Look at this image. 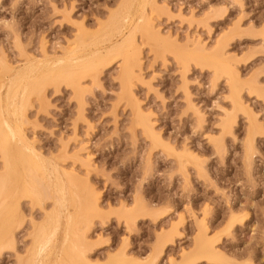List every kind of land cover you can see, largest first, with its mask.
Masks as SVG:
<instances>
[{"label":"rangeland","instance_id":"1","mask_svg":"<svg viewBox=\"0 0 264 264\" xmlns=\"http://www.w3.org/2000/svg\"><path fill=\"white\" fill-rule=\"evenodd\" d=\"M131 1L0 0V264H264V0Z\"/></svg>","mask_w":264,"mask_h":264},{"label":"bare ground","instance_id":"2","mask_svg":"<svg viewBox=\"0 0 264 264\" xmlns=\"http://www.w3.org/2000/svg\"><path fill=\"white\" fill-rule=\"evenodd\" d=\"M130 1H131V0H129V3H130ZM135 1L137 2V0H135ZM140 1H142V0H140ZM131 2H133V1H131ZM137 4H139V3H137ZM129 5H130V4H129ZM140 5H141V4H140ZM142 6H143V4H142ZM121 7H122V6H121ZM125 7H126V5H125ZM127 7H128V5H127ZM123 8H124V7H123ZM141 9H142V8H141ZM143 9H144V8H143ZM119 11H120V10H119ZM123 11H124V10H123ZM134 11H135V10H134ZM136 11H137V10H136ZM124 12H125V11H124ZM138 12H139V11H138ZM140 12H141V10H140ZM135 13H137V12H135ZM134 15H136V14H134ZM125 16H127V15H125ZM121 17H122V14H121ZM133 17H134V16H133ZM140 18L143 19V17H141V16H140ZM144 19H146V18H144ZM144 19H143V21H140V22L143 23V22L145 21ZM131 20H132V19H131ZM113 21H114V20H112V22H113ZM112 22H111V23H112ZM130 22H131V21H130ZM143 24H146V23H143ZM129 25H130V24H129ZM127 26H128V25H127ZM139 26H140V24H139ZM143 26H144V25H143ZM143 26H142V27H143ZM106 27H107V26H106ZM132 27L134 28L133 24H132ZM135 27H136V25H135ZM115 28H116V27H115ZM115 28H114V29H115ZM118 28H119V27H118ZM125 28H126V27H125ZM133 28H131V29H133ZM145 28H146V26H145ZM123 29H124V28H123ZM135 29H136V28H135ZM140 29H142V28H140ZM143 29H144V28H143ZM102 30H103V29H102ZM116 30H117V29H115V31H116ZM136 30H137V29H136ZM136 30H135V31H136ZM129 31H130V33H131L132 30H129ZM137 31H138V30H137ZM139 31H140V30H139ZM142 31H143V30H142ZM102 32H103V31H102ZM113 32H114V31H113ZM121 32H122V31H121ZM111 33H112V32H111ZM122 33H123V32H122ZM130 33H129V34H130ZM157 33H158V32H157ZM124 34H125V33H124ZM127 34H128V33H127ZM134 34H135V33H134ZM143 34H145V33H143ZM105 35H106V34H105ZM105 35H104V36H105ZM107 35H109V33H108ZM119 35H120V34H119ZM132 35H133V34H132ZM147 35H148V34H147ZM111 36H112V35H111ZM102 37H103V36H102ZM128 37H129V35L126 37V38L128 39L127 41H129V38H128ZM131 37H132V36L130 35V38H131ZM100 38H101V37H100ZM109 38H110V37H109ZM126 38H125V36H124V38L121 37L120 39L122 40V39H126ZM133 38H134V37H133ZM131 40H132V39H131ZM122 41H123V40H122ZM122 41H121V42H122ZM83 42H84V41H83ZM114 42H115V41H114ZM125 42H126V40H125ZM125 42H124V43H125ZM115 43H116V42H115ZM119 43H120V42H119ZM119 43H118V44H119ZM122 44H123V43H122ZM125 44H126V43H125ZM125 44L123 45L124 47H125ZM84 45H85V44H84ZM84 45H83V46H84ZM116 45H117V44H116ZM78 46H79V45H78ZM80 46H81V45H80ZM219 46H220V45H219ZM86 47H87V46H86ZM86 47H79V49H78V47H77V50L75 49L76 51H74V50H72V52L70 51V52H71V53H69L70 55H68V54L65 55V57H64L63 59H66V60H67V58H69L70 56H71L70 58H73V56H74V57H77V56H78L77 58H78V59L80 58L79 60L76 58V59L78 60V62H79V61L82 62V63L84 62V64L89 65V66H91V64L95 61V59H96V61H97V59H99V60L102 59V58H96L95 55H94V57H93V59L95 58L94 61H93V60H90V59H92V56H91V58H90V56L88 55V54L90 53V50H89V53H87V52L85 51V48H86ZM115 47H116V46H114V49H115ZM220 47H221V46H220ZM220 47H219V48H220ZM108 48H109V47H108ZM110 48H111V47H110ZM117 48H118V45H117ZM119 48H121V45L119 46ZM119 48H118V49H119ZM217 48H218V47H217ZM112 49H113V48H112ZM114 49L112 50V51H114L113 53H115V50H114ZM123 49H124V48H123ZM95 50H96V49H95ZM73 51H74V52H73ZM96 51H98V50H96ZM96 51H93L94 54H95ZM110 51H111V50H110ZM118 51H119V50H118ZM118 51H117V52H118ZM124 51H126V50H124ZM127 51H128V50H127ZM221 51H222V49H221ZM117 52H116V53H117ZM135 52H136V51H135ZM135 52H134V53H135ZM67 53H68V52H67ZM92 54H93V53H92ZM97 54H98V53H97ZM118 54H119V52H118ZM122 54H123V51H122ZM122 54H121V55H122ZM124 54H127V53H124ZM128 54H130V53H128ZM218 54H219V53H218ZM222 54H223V53H222ZM103 55H104V54H103ZM103 55H102V56H103ZM121 55H119V56H121ZM131 55H132V54H131ZM66 56H69V57H66ZM102 56H101V57H102ZM117 56H118V55H117ZM98 57H100V56L98 55ZM45 58H46V57H45ZM70 58H69V59H70ZM103 58H104V57H103ZM125 58H126V57H125ZM63 59H62V60L58 59V60H59V62H60V61H63V63L66 64V62H64L65 60H63ZM123 59H124V58H123ZM126 59H127V58H126ZM73 60H74V59H73ZM99 60H98V64L100 63ZM218 60H219V59H218ZM220 60H222V59H220ZM92 61H93V62H92ZM101 61H103V60H101ZM225 61H227V60H225ZM225 61H224V60L221 61V62L218 61V64H219V63H222L223 69H224L225 71H228L229 73H231L233 68L230 70V67H231V66L229 67V66L227 65V62H225ZM57 62H58V61H57ZM57 62H56V63H57ZM59 62H58L59 66H60L61 64L63 65L62 62H61V64H60ZM67 62H68V61H67ZM71 62H72V61L70 60L69 63L71 64ZM78 62H77V63H78ZM126 62H127V61H126ZM216 62H217V61H215V63H216ZM56 63H54V65H53L54 68H55ZM75 63H76V62H75ZM82 63H80V64H82ZM96 63H97V62H96ZM96 63H95V64H96ZM127 63H128V62H127ZM228 63H229V62H228ZM58 64L56 65L57 67H58ZM73 64H74V62H73ZM84 64H82V65H84ZM95 64H93V65L95 66ZM51 65H52V64H51ZM67 65H69V64H67ZM71 65H72V64H71ZM77 65H78V64H77ZM47 66H48V65H47ZM89 66H88V67H89ZM94 66H93V67H94ZM98 66H99V65H98ZM98 66H97V67H98ZM49 67L51 68V66H49ZM53 67H52V68H53ZM74 67H75V66H74ZM76 67H78V66H76ZM85 67H86V66H84V67L81 66V68H85ZM88 67H87V68H88ZM35 68H36V67H34V69H35ZM40 68H42V67H40ZM58 68H60V67H58ZM64 68H65V66H64ZM68 68L70 69V65H69V67H67V69H68ZM72 68H73V66H72ZM90 68H91V67H90ZM90 68H88V69H90ZM214 68H215V67H214ZM20 69H21V68H20ZM20 69H19V70H20ZM34 69H33L32 71H35ZM37 69H38V71H39V67H38ZM42 69H44V68H42ZM45 69H46V68H45ZM85 69H86V68H85ZM19 70H17L16 72H19V73H20ZM22 70H23V69H21V71H22ZM29 70H31V69H29ZM46 70H47V69H46ZM48 70H49V69H48ZM79 70H80V68H79ZM82 70H83V69H82ZM125 70H126V69H125ZM216 70H217V69H216ZM38 71H37V72H38ZM51 71H52V70H51ZM56 71H59V70L56 69ZM62 71H63V70H62ZM71 71L73 72V70H71ZM74 71H75V70H74ZM84 71H85V70H84ZM88 71H89V70H88ZM217 71H218V70H217ZM225 71H224V72H225ZM22 72H23V71H22ZM27 72H28V71H27ZM37 72H36V73H37ZM39 72H40V71H39ZM39 72H38V74H39ZM41 72H42V71H41ZM53 72H54V71H53ZM59 72H60V71H59ZM59 72H58V73H59ZM66 72H67V71H66ZM69 72H70V70H69ZM69 72H68V73H69ZM124 72H125V71H124ZM19 73H18V74H19ZM28 73H29V72H28ZM44 73L46 74L44 77H46V76H47V73L43 71V74H44ZM48 73H49V72H48ZM54 73H55V72H54ZM75 73H76V72H75ZM80 73H81V72H80ZM83 73H85V72H83ZM12 74H13V73H12ZM15 74H17V73H15ZM18 74H17V75H14V76L20 78V75L18 76ZM32 74H33V73H32ZM56 74H57V73H56ZM59 74H60V73H59ZM63 74H64V73H63ZM69 74H70V73H69ZM24 75H25V74H24ZM24 75H23V76H24ZM52 75H53V74H52ZM76 75H77V74H76ZM231 75H232V74H231ZM21 76H22V74H21ZM23 76H22V77H23ZM26 76H27V75H26ZM40 76H42V74H41ZM53 76H55V75H53ZM57 76H58V75H57ZM60 76H61V75H60ZM73 76H75V75H73ZM129 76H130V74H129ZM35 77H36V76H35ZM44 77H39V76H38V78H39L40 80H39V79H37V80H39V82H40V81L42 82V79H44V80L46 79V78H44ZM12 78H14V77L12 76ZM12 78H11V79H12ZM29 78H30V77H29ZM29 78H28V79H29ZM41 78H42V79H41ZM54 78H55V77H54ZM58 78H59V77H58ZM58 78H57V80H58ZM73 78H74V77H73ZM73 78H72V79H73ZM128 78H129V77H128ZM9 79H10V78H9ZM23 79H24V78H23ZM23 79H22V80L20 79V81H23ZM25 79H26V78H25ZM32 79H34V78H32ZM32 79H30V82H31ZM48 79H49V77H47V80H48ZM50 79L52 80L53 77L50 78ZM50 79H49V80H50ZM123 79H124V78H123ZM15 80H16V79H15ZM18 80H19V79H18ZM18 80H17V82H18ZM26 80H27V79H26ZM34 80H35V79H34ZM34 80H32V81H34ZM44 80H43V81H44ZM47 80H46V81H47ZM51 80H50V82H51ZM62 81H63V80H62ZM37 82H38V81H36V82L34 81L33 83L36 84ZM47 82H48V81H47ZM76 82H77V81H76ZM9 83H12V85H14L13 81H11V82H9ZM19 83H21V82H18V85H19L18 87H20V89H21L22 86H21V84H19ZM24 83H25V82H24ZM27 83H28V82H26V84H27ZM66 83H67V82H66ZM123 83H124V82H123ZM22 84H23V83H22ZM30 84H32V82H31ZM34 84H33V85H34ZM16 85H17V84H16ZM23 85H24V84H23ZM28 85H29V84H28ZM28 85H27V86H28ZM33 85H29V87L32 88ZM43 85H44V82H43V84L40 85V86H39V84H37L38 87H42ZM46 85H47V84H46ZM9 86H11V84H10ZM27 86H25L26 88L24 87L25 89H24V91H22V93H24L25 90L28 88ZM34 86H35V85H34ZM74 86H75V85H74ZM231 86H232V85H231ZM5 88L7 89L8 87L6 86ZM9 88H10V87H9ZM16 88H17V87H16ZM231 88H232V87H231ZM233 88H234V87H233ZM13 89H14V88H13ZM28 89H29V88H28ZM28 89H27L26 91H30V90H28ZM2 90H3V89H2ZM11 90H12V89H11ZM14 90H15V89H14ZM14 90H12L11 92H13ZM21 90H23V89H21ZM32 91H33V89H32ZM34 91H35V88H34ZM34 91H33V92H34ZM5 92H6V91H5ZM5 92H4V93H5ZM11 92H10L9 94H11ZM15 92L17 93V91H15ZM33 92H31V93L29 92V93L32 94ZM233 92H234V89H233ZM6 93H7V92H6ZM20 93H21V92H20ZM25 93L27 94L28 92H25ZM127 94H128V92H127ZM129 94H130V93H129ZM4 95H5V94H4ZM4 95H3V98H5ZM15 95H16V94H15ZM17 95H18V94H17ZM21 95H22V94H21ZM24 95H25V94H24ZM24 95H22V97H23ZM28 95H29V94H27V96H28ZM237 95H238V94H237ZM237 95H235V96L237 97ZM8 96L10 97V95H7L6 97H8ZM25 96H26V95H25ZM233 96H234V95H233ZM19 97H20V96H19ZM19 97H18V99H19ZM22 97H21V98H22ZM236 97H235V100H236V101H239L238 98L236 99ZM21 98H20V99H21ZM24 98L26 99V97H24ZM28 98H29V96H28ZM8 99H9V98H8ZM10 99H11V98H10ZM16 99H17V97H16ZM25 99H24V102H25ZM5 100H6V99H5ZM22 100H23V99H22ZM22 100H21L20 104L22 103ZM1 101H2V100H1ZM1 101H0V102H1ZM8 101H9V100H8ZM26 101H28V100H26ZM24 102H23V103H24ZM7 103H8V102H7ZM12 103H13V102H12ZM236 103H237V102H236ZM236 103H235V104H236ZM1 104H2V103H1ZM3 104H4V103H3ZM15 104H16V102H15ZM15 104H14V105H15ZM25 104H26V103H25ZM238 104L241 105V103H238ZM238 104H237V106H238ZM8 105H9V104H8ZM3 106H4V105H3ZM16 106H17V105H16ZM241 106H242V105H241ZM15 108H16V107H15ZM15 108H14V109H15ZM4 109H5V108H4ZM6 110H7V109H6ZM11 110H13V109H11ZM15 111H16V110H15ZM12 112H13V111H12ZM14 113H15V112H14ZM11 114H13V113H11ZM15 114H16V113H15ZM6 120L8 121V119H6ZM4 121H5V119H4ZM7 121H6V122H7ZM146 121H147V120H146ZM228 121H230V119H229ZM231 121H232V120H231ZM4 123H5V122H4ZM4 123H3V125H5ZM143 123H144V122H143ZM10 124H11V123H10ZM10 124H9V126H10ZM146 124H147V123H146ZM3 125H2V126H3ZM6 125H7V124H6ZM6 125H5V127H6ZM11 125H12V124H11ZM13 125H14V124H13ZM143 125H145V124H143ZM143 125H142V126H143ZM147 125H148V124H147ZM150 126H151V125H150ZM230 126H231V125H230ZM14 127H15V126H14ZM19 127H20V126H19ZM6 128H7V130H8V126H7ZM6 128H3V129L5 130ZM144 128H145V126H144ZM147 128H148V127H147ZM147 128H145V129H147ZM224 128H225V127H224ZM227 128H228V127H227ZM227 128H226V129H227ZM13 129H14V131H15L17 134H19L18 136H20V135L22 134L21 131H20V128L15 127V128H13ZM231 129H232V128H231ZM1 130H2V129H1ZM148 130H149V129H148ZM228 130H229V129H228ZM150 131H152V130H149V132H150ZM226 131H227V130H226ZM0 132H1V131H0ZM5 132H6V131H5ZM224 132H225V131H223V133H224ZM227 132H228V131H227ZM9 133H11L10 130H9ZM228 133H229V132H228ZM0 134H1V133H0ZM150 134H151V133H150ZM152 134H153V133H152ZM4 136H5V135H4ZM12 137H13V136H12ZM0 138H1V137H0ZM3 139L5 140V138H3ZM6 139H7V138H6ZM8 139H9V137H8ZM19 139H20V137H19ZM21 139H22V136H21ZM4 140H3V141H4ZM23 140H24V138H23ZM23 140H22V142H23ZM10 141H12V140H10ZM7 142H8V141H7ZM11 143H12V142H11ZM24 143L27 145V147L30 146V144L27 143L25 140H24ZM1 144H2V142H1ZM15 144H16V143H15ZM25 144H24V145H25ZM7 145H8V144H7ZM26 145H25V146H26ZM4 146H5V145H4ZM14 146H15V145H14ZM1 147H2V146H1ZM1 147H0V148H1ZM12 147H13V146H11V148H12ZM17 147H18V146H17ZM31 147H32V146H31ZM31 147H30V148H31ZM9 148H10V147H9ZM22 148H23V147H22ZM28 148H29V147H28ZM1 149H2V148H1ZM5 149H6V148H5ZM17 149H19V148H17ZM17 149H16V150L13 149V150L18 151ZM31 149H32V148H31ZM6 150H8V149H6ZM23 150H24V149H22V151H23ZM20 151H21V150H20ZM20 151H19L18 153H20ZM9 152H12V151H9ZM24 152H25V150H24ZM34 152H35V151H34ZM2 153H3V152H2ZM18 153L15 152L14 154H12V153H11V154H12V155H15V154L18 155ZM21 154H22V152H21ZM21 154H20V155H21ZM26 154H27V156L30 155V153H29V154H28V153H25V155H26ZM31 154H32V153H31ZM8 155H10V154H8ZM8 155H7V156H8ZM25 155H24V156H25ZM36 155H37V154H36ZM39 155H40V154H39ZM30 156L32 157V155H30ZM9 157H11V156H9ZM18 157H19V160H20V157H23V154H22L21 156L18 155ZM18 157H17V161H19V160H18ZM34 157H35V156H34ZM38 157H39V156H38ZM40 157H41V156H40ZM40 157H39V158H40ZM7 158H8V157H7ZM14 158H15V157H14ZM23 158H24V157H23ZM25 158H26V157H25ZM4 159H5V158H4ZM27 159H29V158L27 157ZM27 159H26V160H27ZM7 160H10V158L7 159ZM33 160L37 162L38 160H42V159H38V160H37V156H36V159H32L31 161H33ZM10 161H11V160H10ZM12 161H13V160H12ZM15 161H16V159H15ZM15 161H14V162H15ZM24 161H25V159L23 160V163H24ZM27 161H29V160H27ZM43 161H44V159H43ZM43 161H42V162H43ZM5 163H6V162H5ZM18 163H20V162H18ZM26 163L29 164V162H26ZM44 163H46V162L44 161ZM9 164L11 165V164H13V162H10ZM15 164H17V163H15ZM15 164H14V165H15ZM24 164H25V163H24ZM31 164H32V163H31ZM33 164H34V162H33ZM40 164H41V163H40ZM46 164H47V163H46ZM7 165H8V164H7ZM20 165H21V164H20ZM35 165H37V164L35 163ZM35 165H32V166L34 167ZM5 166H6V164H5ZM8 166H9V165H8ZM15 166H16V165H15ZM22 166H23V164H22ZM22 166H21V167H22ZM29 166H30V164H29ZM47 166H48V165H47ZM11 167H12V166H11ZM18 167H20V166H18ZM18 167H17V171H18ZM21 167H20V168H21ZM24 167H25V166H24ZM26 167L28 168V166H26ZM40 167H41V165H40ZM42 167H43V166H42ZM44 167H45V166H44ZM52 167H53V166H52ZM52 167H51V168H52ZM5 168H6V167H5ZM31 168H32V167H31ZM34 168H35V167H34ZM34 168H33V169H34ZM37 168H38V166H37ZM54 168H55V167H54ZM9 169H10V167H9ZM22 169H23V168H21L20 170H22ZM44 169H45V168H44ZM46 169H47V168H46ZM46 169H45V170H46ZM55 169H56V168H55ZM55 169H53V172H56ZM14 170H15V171H14ZM14 170H13V171H14L15 173H13V174H16V169H15V167H14ZM20 170H19V171H20ZM41 170H42V169H41ZM51 170H52V169H51ZM11 171H12V170H11ZM22 171H23V170H22ZM22 171H21V172H22ZM28 171H29V168H28ZM28 171H27V169L25 170V172H28ZM35 171H36V170H35ZM37 171H38V170H37ZM41 172H42V171H41ZM45 172H46V171H45ZM51 172H52V171H51ZM5 173H6V172H5ZM8 173H9V172H8ZM18 173H20V172H18ZM28 173H29V172H28ZM43 173H44V172H43ZM13 174H12V175H13ZM22 174H23V173H22ZM30 174H31V173H30ZM38 174H39V173H38ZM41 174H42V173H41ZM54 174H55V173H54ZM64 174H65V173H64ZM25 175H26V174H25ZM42 175H44V174H42ZM13 176H14V175H13ZM13 176H12V177H13ZM20 176H22V175L20 174ZM20 176H19V177H20ZM30 176H31V175H30ZM38 176H39V175H38ZM40 176H41V175H40ZM45 176H47V174H46ZM45 176H44V177H45ZM53 176H54V175H53ZM56 176H57V174H56ZM8 177H9V176H8ZM17 177H18V176H16L15 178H17ZM23 177H24V176H23ZM41 177H42V176H41ZM44 177H42V178H44ZM68 177H69V176H68ZM15 178H14V179H15ZM56 178H57V177H56ZM35 179H36V178H35ZM54 179H55V177H54ZM57 179H58V178H57ZM57 179H55V181H56ZM1 180H3V179H1ZM7 180H8V179H7ZM12 180H13V179H12ZM15 180H16V179H15ZM18 180H20V178H18ZM26 180H27V179H26ZM26 180H24V178H23V181H26ZM44 180H45V179H44ZM52 180H53V179H51V181H52ZM59 180H60V178H59ZM61 180H62V178H61ZM28 181L30 182V180H28ZM46 181H47V180H46ZM13 182H14L15 184H16V183L18 184L17 181H16V182L13 181ZM13 182H12V183H13ZM19 182H20V181H19ZM26 182H27V181H26ZM31 182H32V181H31ZM35 182H36V181H35ZM48 182H49V181H48ZM24 183H25V182H24ZM50 183H51V182H50ZM54 183H55V182H54ZM61 183H62V185H63V181H62ZM70 183H71V182H70ZM6 184H8V183H6ZM25 184H26V183H25ZM48 184H49V183H47V185H48ZM72 184H73V183H72ZM10 185H12V184H10ZM19 185H20V184H19ZM23 185H24V184H23ZM29 185H31V183H30ZM32 185H33V184H32ZM40 185H41V184H40ZM43 185H44V184H43ZM24 186H25V185H24ZM54 186H55V185H54ZM54 186H53V187H54ZM56 186H57V185H56ZM58 186H59V185H58ZM60 186H61V185H60ZM5 187H6V186H5ZM12 187H13V186H12ZM19 187H22V186H19ZM33 187H34V186H33ZM42 187H43V186H42ZM9 188H10V187H9ZM13 188H14V187H13ZM13 188H11V190H12ZM26 188H27V187H26ZM31 188H32V187H31ZM50 188H51V186L49 187V189H50ZM54 188H55V187H54ZM59 188H60V187H59ZM63 188H64V187H63ZM2 189H3V188H2ZM4 189H5V188H4ZM17 189H18V188H17ZM20 189H21V188H20ZM32 189H34V188H32ZM32 189H31V192L34 191V190L32 191ZM42 189H43V188H42ZM47 189H48V188H47ZM57 189H58V188H57ZM61 189H62V188H61ZM0 190H1V189H0ZM8 190H9V189H8ZM8 190H7V192H8ZM11 190H10V191H11ZM13 190H14V189H13ZM13 190H12V191H13ZM22 190H23V189H22ZM27 190H28V189H27ZM37 190H38V189H37ZM37 190H36V191H37ZM52 190H53V189H52ZM20 191H21V190H20ZM28 191H29V190H28ZM28 191H27V192H28ZM36 191H35V192H36ZM45 191H46V190H45ZM53 191H54V190H53ZM58 191H59V190H57V193H58ZM64 191H65V190H64ZM68 191H69V189H68ZM4 192H5V191H4ZM22 192H23V191H22ZM22 192H20L21 194L18 192V193L20 194V196L23 195ZM35 192H33V194H34ZM48 192H49V191H48ZM50 192H51V191H50ZM62 192H63V190H62ZM65 192H66V191H65ZM9 193H10V192H9ZM29 193H30V192H29ZM37 193H38V192H37ZM52 193H53V192H52ZM55 193H56V192H55ZM55 193H54V194H55ZM57 193H56V194H57ZM60 193H61V191H60ZM63 193H64V192H63ZM10 195H11V194H10ZM31 195H32V193H31ZM34 195H35V196H34ZM34 195H32L34 198H37V196H39L38 194H37V196H36V193H35ZM42 195H43V194H42ZM63 195H64V194H63ZM63 195H62V196H63ZM4 196H5V195H4ZM6 196H7V194H6ZM16 196H17V195H16ZM23 196H25V195H23ZM23 196H21V197H23ZM53 196H54V195H53ZM55 196H56V195H55ZM60 196H61V195H60ZM62 196H61V197H62ZM66 196H67V195H66ZM1 197H2V196H1ZM11 197H12V196H11ZM21 197H19V198H21ZM25 197H26V196H25ZM51 197H52V196H51ZM51 197H50V198H51ZM56 197H57V196H56ZM58 197H59V196H58ZM64 197H65V196H64ZM86 197H87V196H86ZM4 198H5V197H4ZM19 198H18V199H19ZM83 198H84V197H83ZM5 199H6V198H5ZM15 199H16V198H15ZM21 199H22V198H21ZM30 199H31V198H30ZM32 199H33V198H32ZM55 199H56V198H55ZM61 199H62V198H61ZM65 199H67V198H65ZM80 199H81V198H80ZM91 199H93V198H91ZM2 200H3V199H2ZM8 200H9V199H8ZM8 200H7V202H9ZM19 200H20V199H19ZM36 200H37V199H36ZM51 200H52V199H51ZM59 200H60V199H59ZM81 200H82V199H81ZM37 201H38V200H37ZM39 201H41V200H39ZM39 201H38V203H41V202H39ZM42 201H43V200H42ZM60 201H61V200H60ZM73 201H74V200H73ZM93 201H94V200H93ZM13 202H14V201H13ZM55 202H56V201H54V203H55ZM57 202H58V200H57ZM65 202H66V201H65ZM82 202H83V201H82ZM5 203H6V202H5ZM10 203H11V202H10ZM59 203H60V202H59ZM59 203H58V204H59ZM63 203H64V199H63ZM86 203H87V202H86ZM8 204H9V203H8ZM17 204H18V203H17ZM34 204H35V203H34ZM55 204H56V203H55ZM77 204H78V203H77ZM1 205H2V203H1ZM14 205H15V208H16V203H15ZM18 205H19V204H18ZM36 205H37V204H36ZM39 205H40V204H39ZM43 205H44V204H43ZM43 205H42V206H43ZM65 205H66V204H65ZM70 205H71V204H70ZM4 206H5V205H4ZM61 206H62V205H61ZM63 206H64V205H63ZM63 206H62V207H63ZM66 206H67V205H66ZM13 207H14V206H12L11 208H13ZM17 207H18V206H17ZM62 207H61V208H62ZM15 208H13V210H14ZM63 208H64V207H63ZM63 208H62V209H63ZM85 208H86V207H85ZM90 208H91V207H90ZM0 209H1V208H0ZM5 209H6V208H5ZM18 209H19V208H18ZM18 209H17V210H18ZM32 209H33V208H32ZM43 209H44V208H43ZM54 209H55V207H54ZM59 209H60V206H59ZM67 209H68V208H67ZM73 209H75V208L73 207ZM78 209H79V208H78ZM3 210H4V209H3ZM7 210H8V208H7ZM10 210H11V209H10ZM88 210H90V209H88ZM15 211H16V209H15ZM68 211H69V210H68ZM74 211H75V210H74ZM74 211H73V212H74ZM77 211H78V210H77ZM81 211H82V210H81ZM91 211H93V209H92ZM94 211H96V210H94ZM54 212H55V211H54ZM56 212H57V211H56ZM66 212H67V210H66ZM69 212H70V211H69ZM69 212H68V213H69ZM71 212H72V211H71ZM4 213L7 214L6 212H4ZM16 213H17V211H16ZM58 213H59V211H58ZM60 213H61V211H60ZM5 214H3V217L5 216ZM8 214H9V212H8ZM8 214H7V215H8ZM11 214H13V212H12ZM51 214H53V213H51ZM18 215H19V213H18ZM18 215H17V216H18ZM49 215H50V214H49ZM58 215H59V214H57V216H58ZM12 216H13V215H12ZM12 216H11V217L8 216V217H9V218H12ZM14 216H15V214H14ZM19 216H20V215H19ZM19 216H18V217H19ZM45 216H46V215H45ZM47 216H48V214H47ZM47 216H46V218H48ZM52 216H56V214H53ZM59 216H60V215H59ZM69 216H70V215H69ZM79 216H80V215H79ZM3 217L1 216V219H2ZM6 217H7V216H6ZM6 217H5V218H6ZM60 217H61V216H60ZM60 217H59V218H60ZM64 217H65V216H64ZM74 217H75V216H74ZM14 218H15V217H14ZM46 218H45V219H46ZM52 218H53V217H52ZM65 218H66V217H65ZM65 218H64V219H65ZM68 218H69V217H68ZM17 219H18V218H17ZM20 219H21V218L19 217V220H20ZM49 219H50V217H49ZM66 219H67V218H66ZM66 219H65V220H66ZM4 220H5V219H4ZM14 220H15V219H14ZM14 220H13V221H14ZM43 220H44V219H43ZM46 220H47V219H46ZM76 220H77V219H76ZM132 220H133V219H132ZM7 221H8V220H7ZM7 221H6L5 223H7ZM9 221H10V220H9ZM16 221H18V220H16ZM44 221H45V220H44ZM47 221L49 222V220H47ZM66 221H67V220H66ZM68 222H69V221H68ZM133 222H134V221H133ZM3 223H4V222H3ZM5 223H4V225H6ZM10 223H11V221H10ZM10 223H9V224H10ZM16 223H17V222H16ZM16 223H15V224H16ZM18 223H19V221H18ZM41 223H42V222H41ZM45 223H46V222H45ZM81 223H82V222H81ZM39 224H40V223H39ZM126 224H127V223H126ZM21 225H22V224H21ZM36 225H38V224H36ZM2 226H3V224H2ZM12 226H13V225H12ZM40 226H41V225H40ZM49 226H50V225H49ZM79 226H80V225H79ZM7 227H8V226H7ZM9 227H11V225H9ZM36 227H37V226H36ZM86 227H87V226H86ZM3 228H4V227H2V228H0V229H3ZM11 228H12V227H11ZM38 228H40V227H38ZM82 228H83V227H82ZM88 228H89V227H88ZM4 229H5V228H4ZM4 229H3V230H4ZM12 229H13V228H12ZM12 229H11L10 231H11L12 234H14V230H13V232H12ZM33 229H34V228H33ZM33 229H32V230H33ZM79 229H81V228H79ZM37 230H38V229H37ZM34 231H36V230H34ZM15 233H16V232H15ZM84 233H85V232H84ZM6 234H7V233H6ZM8 234H9V233H8ZM12 234H11V235H12ZM33 234H34V232H33ZM35 234H36V236H35V238H34V242H35V244L38 246V244H40V243L42 242L43 238H44L45 235L47 234V230H46V228L43 227V228L39 229L37 232H35ZM35 234H34V235H35ZM0 235H1V234H0ZM9 236H10V235H9ZM14 236H15V235H14ZM85 236H86V235H85ZM33 237H34V236H33ZM76 237H77V236H76ZM6 238H8V237H6ZM6 238H5V239H6ZM12 238H13V237H12ZM84 238H85V237H84ZM76 239H77V238H76ZM3 240H4V239H3ZM3 240L1 239V240H0V243H2ZM65 240H66V239H65ZM68 240H69V239H68ZM9 241H10V240H9ZM77 241H78V240H77ZM79 241H80V240H79ZM200 241H201V240H200ZM3 242H4V241H3ZM31 242H32V239H31ZM45 242H46V241H45ZM85 242H86V241H85ZM197 242H198V241H197ZM203 242H205V241H203ZM205 243L208 244V243H210V242L208 241V242H205ZM212 243H213V242H212ZM5 244H6V243H5ZM5 244H4V245H5ZM8 244H9V243H8ZM8 244H7V245H8ZM13 244H14V243H13ZM31 244H32V243H30V246H31ZM35 244H32V246L35 245ZM67 244H69V243H67ZM207 244H206V245H207ZM40 245H41V244H40ZM70 245H71V244H70ZM77 245H78V244H77ZM195 245H196V246H195V250H194L193 253H194V254H196V253H201L200 255H202V253L205 252L204 244H203L202 242H198L197 244L195 243ZM209 245H210V244H209ZM209 245H208V249H209ZM211 245H212V244H211ZM11 246H13V245H11ZM212 246H214V244H213ZM13 247H14V246H13ZM13 247H12V248H13ZM34 247H35V246H34ZM34 247H33V248H34ZM5 248H6V247H5ZM29 248H30V247H29ZM33 248H32V249H33ZM42 248H43V247H42ZM80 248H81V247H80ZM9 249H10V248H9ZM38 249H39V248H38ZM206 249H207V248H206ZM210 249H213V248L211 247ZM29 251H30V250H29ZM31 251H34V249L31 250ZM64 251H65V250H64ZM3 252H4V251H3ZM36 252H37V251H36ZM36 252L34 251V253H36ZM56 252H57V251H56ZM67 252L69 253V251H67ZM195 252H196V253H195ZM1 253H2V252H1ZM38 253H39V251H38ZM38 253H37V254H38ZM70 253H71V251H70ZM214 253H215V251H214V249H213V253H212V255H213ZM29 254H30V253H29ZM29 254H28V256H29ZM194 254H193V256H194ZM30 255H31V254H30ZM63 255H64V257H66L65 254H63ZM74 255H75V254H74ZM84 255H85V254H84ZM208 255H209V254H208ZM212 255H211V256H212ZM35 256H36V255H35ZM67 256H69V255L67 254ZM206 256H207V254L204 255V257H206ZM32 257H34V255H32ZM32 257H31L30 259H32ZM122 257H123V256H122ZM194 257H197V258H198V256H194ZM200 257H203V256H200ZM35 258H36V257H35ZM78 258H79V257H78ZM83 258H84V256H83ZM20 259H22V258H20ZM61 259H62V258H61ZM65 259H67V258H65ZM65 259H64V260H65ZM120 259H121V258H120ZM26 260H27V259H26ZM32 260H33V259H32ZM53 260L55 261V258H53ZM121 260H122V259H121ZM123 260H125V259L123 258ZM30 261H31V260H30ZM34 261H35V259L33 260V262H34ZM54 261H53V262H54ZM72 261H74V260H72ZM33 262H32V264H33ZM62 262H63V261H62ZM76 262H77V261H76ZM84 262H85V261H84ZM71 263H73V262H71ZM17 264H18V263H17ZM22 264H23V263H22ZM52 264H54V263H52ZM57 264H58V263H57ZM65 264H66V263H65ZM80 264H81V262H80ZM117 264H120V263H117Z\"/></svg>","mask_w":264,"mask_h":264}]
</instances>
